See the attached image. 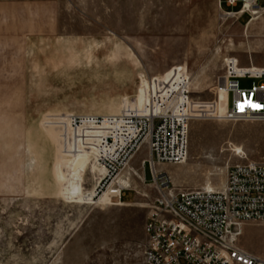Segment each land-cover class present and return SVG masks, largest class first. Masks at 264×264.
Listing matches in <instances>:
<instances>
[{
    "label": "rangeland",
    "instance_id": "374dc122",
    "mask_svg": "<svg viewBox=\"0 0 264 264\" xmlns=\"http://www.w3.org/2000/svg\"><path fill=\"white\" fill-rule=\"evenodd\" d=\"M16 1L0 0V264H147L148 151L122 173L120 203L105 199L117 186L94 200L104 169L93 146L62 141V124L142 105L148 79L174 68L189 74L194 110L187 162L158 167L173 186L218 191L230 167L264 162V122L219 115L227 61L264 68V12L237 21L220 0ZM86 126L82 135H97ZM247 225L238 246L264 258V224Z\"/></svg>",
    "mask_w": 264,
    "mask_h": 264
},
{
    "label": "built area",
    "instance_id": "2783aa9c",
    "mask_svg": "<svg viewBox=\"0 0 264 264\" xmlns=\"http://www.w3.org/2000/svg\"><path fill=\"white\" fill-rule=\"evenodd\" d=\"M258 3L220 0V8L227 18L251 20L264 12ZM223 4L230 11L223 10ZM245 79L252 81L249 89L241 87ZM222 80L228 103L224 115L218 111L220 117L230 122H264V68L230 58ZM190 86L183 67L148 79L142 105L134 98L116 116L64 121L62 141L82 149L94 147V160L104 169L102 176H93L94 200L118 185L140 150L148 151L142 165L151 171L156 197L144 226L147 264H264V259L238 246L244 225L264 224V162L230 167L225 186L218 191L177 189L158 170L188 160L194 110ZM84 125L97 135H82ZM128 190L121 189L119 203Z\"/></svg>",
    "mask_w": 264,
    "mask_h": 264
},
{
    "label": "crops",
    "instance_id": "0c3cea01",
    "mask_svg": "<svg viewBox=\"0 0 264 264\" xmlns=\"http://www.w3.org/2000/svg\"><path fill=\"white\" fill-rule=\"evenodd\" d=\"M10 2H11V4L12 3H14V4H17L18 3V1H16V0H10ZM22 3V6H23V1L21 2ZM38 4V3H37ZM58 3H56V2H54L53 3V6H54V10H53V12H56V11H58V9L56 8V7H58ZM228 11H230V9H228ZM235 11V10H234ZM54 23V22H53ZM56 25L55 24H52V25H50V26H48V27H55ZM46 27V26H45ZM58 27V26H57ZM254 67H256L257 68V66H255L254 65ZM144 176H145V174H144ZM146 178V177H145ZM253 228L252 227H250V226H248L247 224L246 225H244L243 226V228H242V237H247L248 235H251V234H253ZM243 250V249H242ZM245 252H247L248 254H250V255H252V256H254V257H257V258H260V259H264V258H262V257H260V256H258V254L257 253H254L253 251H246V250H244Z\"/></svg>",
    "mask_w": 264,
    "mask_h": 264
},
{
    "label": "bare ground",
    "instance_id": "6f19581e",
    "mask_svg": "<svg viewBox=\"0 0 264 264\" xmlns=\"http://www.w3.org/2000/svg\"><path fill=\"white\" fill-rule=\"evenodd\" d=\"M228 103V102H227ZM221 104V103H220ZM238 149V148H237ZM239 150V149H238ZM127 185H129V183L126 181V180H123V179H121V180H119V183H118V185H117V189H114L112 192H109V193H107V195L105 196V199L106 200H108L109 202H112L113 201V199L114 198H117L118 197V195H119V193H120V191H121V189H124V188H128L127 187ZM116 188V187H115ZM130 188V187H129ZM113 189V188H112ZM207 190H212V191H215L214 189H210V188H208ZM85 198H87L86 196H85ZM107 201V202H108ZM150 208V207H149ZM242 236V233H241V235H240V237ZM12 256V255H11Z\"/></svg>",
    "mask_w": 264,
    "mask_h": 264
}]
</instances>
